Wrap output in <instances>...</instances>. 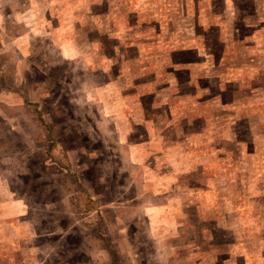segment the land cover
<instances>
[{"label": "rangeland", "instance_id": "1", "mask_svg": "<svg viewBox=\"0 0 264 264\" xmlns=\"http://www.w3.org/2000/svg\"><path fill=\"white\" fill-rule=\"evenodd\" d=\"M0 264H264V0H0Z\"/></svg>", "mask_w": 264, "mask_h": 264}]
</instances>
